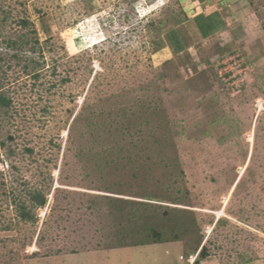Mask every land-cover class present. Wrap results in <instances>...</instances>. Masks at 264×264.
<instances>
[{
    "label": "rangeland",
    "instance_id": "1",
    "mask_svg": "<svg viewBox=\"0 0 264 264\" xmlns=\"http://www.w3.org/2000/svg\"><path fill=\"white\" fill-rule=\"evenodd\" d=\"M0 93V264H264V0H0Z\"/></svg>",
    "mask_w": 264,
    "mask_h": 264
},
{
    "label": "trees",
    "instance_id": "2",
    "mask_svg": "<svg viewBox=\"0 0 264 264\" xmlns=\"http://www.w3.org/2000/svg\"><path fill=\"white\" fill-rule=\"evenodd\" d=\"M194 24L197 27L198 31L200 32L201 36L203 38H207L211 35H213L215 32L222 30L225 27V20L222 19L219 13H213L209 15L208 17H204L203 15H198L193 18ZM168 39L171 43L172 48L176 52H182L184 50L182 39L180 38V35L176 30H173L169 32ZM11 101L7 98H5L0 93V106H9ZM34 201L38 207H44L46 204V198L44 196H41L40 194L34 195ZM21 215L23 218H30V214L23 209L21 212ZM151 238L153 237L152 243H159L161 241V235L156 231L152 230L151 232ZM155 241V242H154ZM146 242H141L138 244L143 246L146 245ZM205 247H201V250L198 253V258L205 257Z\"/></svg>",
    "mask_w": 264,
    "mask_h": 264
},
{
    "label": "bare ground",
    "instance_id": "3",
    "mask_svg": "<svg viewBox=\"0 0 264 264\" xmlns=\"http://www.w3.org/2000/svg\"><path fill=\"white\" fill-rule=\"evenodd\" d=\"M252 137V136H251ZM243 170H241V172H242ZM229 196V195H228ZM228 199H229V197H226V198H224L223 199V204H224V207L221 209V210H219L218 212H216L215 214H216V216H217V218L219 219L221 216H224L225 215V206H226V204H227V202H228ZM30 249V248H29ZM34 248L33 247H31V250H33ZM30 250V251H31Z\"/></svg>",
    "mask_w": 264,
    "mask_h": 264
},
{
    "label": "crops",
    "instance_id": "4",
    "mask_svg": "<svg viewBox=\"0 0 264 264\" xmlns=\"http://www.w3.org/2000/svg\"><path fill=\"white\" fill-rule=\"evenodd\" d=\"M214 13H219V12H214ZM211 14H213V13H211ZM211 14H210L209 12L206 13V12L203 11V12L199 13L198 15H203L204 17H208V16L211 15ZM198 15H196V16H198ZM196 16H195V17H196ZM220 31H221V30H220ZM217 32H218V31H217ZM217 32H215V33H217ZM215 33H214V34H215ZM211 36H212V35H211Z\"/></svg>",
    "mask_w": 264,
    "mask_h": 264
},
{
    "label": "built area",
    "instance_id": "5",
    "mask_svg": "<svg viewBox=\"0 0 264 264\" xmlns=\"http://www.w3.org/2000/svg\"><path fill=\"white\" fill-rule=\"evenodd\" d=\"M194 260H195L194 258H189L188 263L190 264V262H191L193 264Z\"/></svg>",
    "mask_w": 264,
    "mask_h": 264
},
{
    "label": "clouds",
    "instance_id": "6",
    "mask_svg": "<svg viewBox=\"0 0 264 264\" xmlns=\"http://www.w3.org/2000/svg\"><path fill=\"white\" fill-rule=\"evenodd\" d=\"M200 251V250H199ZM199 253V252H198ZM198 253L196 254V256L198 257ZM195 257V256H194ZM196 259V258H195Z\"/></svg>",
    "mask_w": 264,
    "mask_h": 264
}]
</instances>
